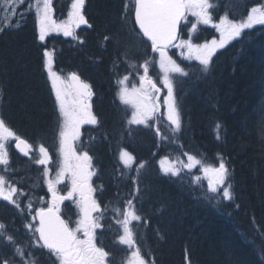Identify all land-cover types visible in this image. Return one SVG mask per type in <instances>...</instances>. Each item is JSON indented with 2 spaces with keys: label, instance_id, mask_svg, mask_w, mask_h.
<instances>
[{
  "label": "trees",
  "instance_id": "16d2710c",
  "mask_svg": "<svg viewBox=\"0 0 264 264\" xmlns=\"http://www.w3.org/2000/svg\"><path fill=\"white\" fill-rule=\"evenodd\" d=\"M217 2L218 9L227 4L232 14L233 10L240 12V21L254 6H264V0ZM85 11L91 28L81 32L84 44L73 48L60 47L58 36L53 34L43 45L33 11L27 13L19 27L0 32V94L5 114L28 135L51 130V97L42 62L44 47L53 48L55 54H62L60 62L86 68L99 96L106 97V101L99 102L101 112L98 111L102 144L137 140L126 145L137 160L129 171L123 167L122 171L133 174L131 178L138 181L128 184L127 190L142 196L139 209L148 221L143 239L156 264H264V25L243 30L241 37L213 54L207 71L200 62L181 61L183 69L188 67V111L187 105L181 103L183 121L188 124L185 131L167 129L157 136L145 128L140 135L134 130L132 138L118 139L116 132L110 134L112 127L124 131L122 114L113 104L112 71L127 66L133 70L148 61L150 75H155L156 54L137 34L131 11L123 13V0H87ZM123 17L128 18L127 31L140 42L137 53L123 54L121 46L116 48L111 43L114 38L127 49L132 45L124 32L120 33L118 24ZM206 37L203 28L192 41L199 43ZM92 68L100 70V78ZM187 129L191 137L188 143ZM101 151L96 159L102 162L99 166L104 164L101 171L105 173L109 166L113 167L115 154H111L112 160L106 150ZM186 151L203 153L204 167H218L221 160L225 162L231 169V200L210 193L204 187L203 172L181 168L176 177L168 176L155 165V155L178 158ZM141 164L144 167L137 171ZM195 177L199 180L194 182ZM115 178L116 174L107 177L113 195L120 185H126L119 183L121 177L117 178L120 181ZM181 183L185 186H179Z\"/></svg>",
  "mask_w": 264,
  "mask_h": 264
},
{
  "label": "snow or ice",
  "instance_id": "6c2138e0",
  "mask_svg": "<svg viewBox=\"0 0 264 264\" xmlns=\"http://www.w3.org/2000/svg\"><path fill=\"white\" fill-rule=\"evenodd\" d=\"M85 0H72L71 10L69 12V21L67 23L57 24L51 15V0H36V12L39 23V39L43 41L50 32H63L65 36L73 35L72 25L79 26L86 24L82 8ZM15 0H0V6L8 10V7L14 5ZM213 5L209 0H135V22L139 26L143 35L151 41L153 52L159 53V66L163 72V85L168 90V95L164 98V104L167 107V119L170 121L172 131L177 132L182 127L180 112L173 96V74L187 75L188 73L176 63L168 54L166 49L175 45L176 47L188 48L189 52L195 51L197 59L207 71L212 60L213 54L217 48H223L224 45L231 39L241 37L243 30L251 29L254 25H264V7L257 6L249 11L246 18L239 23L228 21L227 17H221L219 23L215 26L221 32L219 42L212 40L210 43L193 46L191 40H181L178 34V26L180 22L188 19V15L196 17L197 23L192 24L190 31H196L198 24L212 23L213 17L209 9ZM31 11V8H29ZM23 15V14H21ZM10 21H9V25ZM19 27V22L15 25ZM3 31V29H0ZM105 39H108L105 37ZM179 40L180 43L175 42ZM45 56L50 57L51 54L45 50ZM149 62L146 61L142 67L144 75L140 76V87H133L129 90L125 85L128 77H124L118 83L122 85L118 92L119 99L124 104H130L134 108L132 118L129 123L146 124L150 118L159 110V104L152 102V96L159 93L156 83L148 76ZM49 76L52 82V88L57 101L60 130L59 141L61 156V165L57 173L56 179L49 177V169L45 167L44 177L46 178L48 191L52 194L51 200L48 202L47 208L41 207L36 209V217L39 218V226L32 230V225L26 227L33 231L32 247H40L47 249L50 256H54L57 264H106V258L109 253L103 247H98L96 240V230L101 227L97 222L94 213H101L100 204L93 198L94 189L89 183L93 172L89 170L91 165V157L87 151L78 152L75 147V142L80 138V126L82 124H97V118L91 111V105L88 101L91 99V86L81 80L80 76L73 72L69 74L68 81H65L59 75L49 71ZM71 89V91H69ZM151 89L152 91H149ZM72 95L71 102L68 96ZM220 125L217 124V128ZM261 130L264 133V119L261 120ZM157 135H160V129L157 128ZM166 138V137H165ZM219 138V137H218ZM14 139L16 148L28 154V149L31 147L28 142L7 126L6 121L0 118V165L4 168L0 171V198L14 204L19 208L14 198V194L22 195L23 193L17 189L14 184L7 181L6 175L9 165L8 142ZM23 145V147H21ZM41 158L35 163L39 165H49L50 156L48 150L41 145L39 149ZM187 156V163L179 162L184 169H193L202 164V161L196 156L184 153ZM167 160V157L164 158ZM121 160L125 167H130L133 157L125 150H121ZM177 161H172L168 166L162 165V170L165 174L171 173L172 176H177L181 172V168L177 166ZM144 167L139 165L137 171ZM202 171L209 178V192L219 195L218 189L221 185H227L222 189V198L231 200L232 185L228 183L229 170L223 160L220 161L218 167L206 166ZM65 178L70 180L71 187L65 195L59 194L57 185ZM199 180V177L194 178V182ZM138 183V181H134ZM8 185L7 187L5 185ZM139 191V188L136 189ZM80 209L79 219L76 221V226L71 227L70 221H65L60 215L61 202L69 199H77ZM43 199V198H41ZM27 207L32 209V202L29 201ZM114 212L117 215L121 214V209L116 208ZM123 220L117 221L121 224L123 235L119 237L121 244L129 246L135 245V233L131 226L132 221H139L142 218L136 214L133 200H128L123 209ZM34 217V219L36 218ZM6 226L0 223V230ZM38 233V237L36 234ZM80 233L83 234L81 238ZM3 233L0 232V236ZM9 243L15 245V254L11 259L20 258L22 264H29L26 256L30 257L31 253H26L25 248L17 244L12 236L5 237ZM11 259H3L0 264H11ZM34 264V262H33ZM128 264H147L144 257L141 255L140 249L132 253V258Z\"/></svg>",
  "mask_w": 264,
  "mask_h": 264
},
{
  "label": "rangeland",
  "instance_id": "374dc122",
  "mask_svg": "<svg viewBox=\"0 0 264 264\" xmlns=\"http://www.w3.org/2000/svg\"><path fill=\"white\" fill-rule=\"evenodd\" d=\"M210 1L211 0H209V3H210ZM35 5H36V0H15L14 5H12L11 7H8V10L7 11H5V8L3 6H0V29H3V28L5 29L9 25V21H10L11 26L16 25L17 24V21L19 20V18L22 17L21 14L24 15L27 12V10H29V8L32 9V8L35 7ZM22 7L24 9H21ZM69 12H70V10H69ZM209 12L211 13V8L209 9ZM211 15H212V13H211ZM195 21L197 23L196 17H195ZM127 22H128V19L125 18V17H123L118 25H119V27L121 29L120 33L123 31L124 34H125V36L128 39V42L132 43L131 47H129L127 49L126 47L122 46L123 44L119 43L114 38L111 39V43L116 48H117V46H121V48L120 47H118V48H120V50L124 52L123 54H134V53H137V52L140 51V47H139L140 46L139 45L140 42L139 41L137 42V39L135 40L134 37L127 31V29H126V23ZM217 23H219V22H217ZM200 25L212 27L213 26V21H212V23H209V24H200ZM8 27H10V26H8ZM216 31L218 32L219 36H212L211 34H209L205 38L208 41H204L201 44H196V43H193V42H191V43L193 44V46H196V45H203L205 43H210L212 40H216L217 42H219L220 39H221V32H220V30L217 27H216ZM179 43H177V44H179ZM167 54H170V53H167ZM173 54H174V57L172 59L175 60L176 63L179 64L180 66L183 65L181 63V61H196V62H200L197 59L196 52L195 51L189 52V49L186 48V47L185 48H181V47H176L174 45V52H173ZM159 59H160V57H159V53H158L157 60L159 61ZM46 61L49 63V65L51 64L50 58L48 56H46ZM49 65H48V72L51 71ZM92 71H93V73L95 75H97L98 78H100V73H99L100 70L99 69L92 68ZM187 73H188V70H187ZM142 75H144V74H143V68H142L141 64L138 67H134L133 70H130V68L127 66V68L124 70V72L122 74H117V71L115 72V83L117 84V94H116V98H117V101H118L119 105L122 107L123 112L125 113V115L127 117V122L128 123H129L130 119L132 118V114H133L134 108L130 104H124V103H122L121 100L119 99L118 92H119L120 88L122 87V85H120L118 83V81H120L124 77H128V80L125 81V85H123V86H126L129 90H131L133 87H135V88H139L140 87V79L139 78ZM157 76H158V78L155 77V76H153V77L156 79V81L159 79V83L162 85V88L164 90V94H163V97H162L163 100L161 102V110H160V112H161V118H160V121H159V124H158V128L162 127V129L160 130V135H163L164 131L167 130V129H172V126H171L170 121H168V119H167L168 112H167V107L164 104V98L168 95V90L163 85V82H162L163 81V72H162V70L160 68L158 70V75ZM180 76H181V74H173V76H172V79H173V96H174L175 101L177 103V106H178V109H179V112H180V116H181V120L183 121V115H182L183 114L182 113L183 112V108L181 107V103L183 102L185 107L187 105V111H188V103H187L188 102L187 101L188 100V95L185 94L186 91L188 90V84H184L182 86L183 91L180 90V93L177 95L176 92H175V90H176V87H177L176 84L179 83ZM149 91H152V90L149 89ZM100 99H101L102 102H103V100L106 101V97L105 96H102ZM153 100H154V96H152V102H153ZM115 110H116V112H119L117 109H115ZM153 118H154V116L152 118H150L149 121L146 124H132V123H129V124L147 126L148 124L151 123V120H153ZM85 125L86 124H82L80 126V138L75 142V147H76V149H77L78 152H84L85 151L84 148H83V144L85 143V138H84V126ZM50 127L52 129L53 123L50 125ZM186 127H187V125H185L184 123H182L181 129H184V131H185L186 130ZM188 129H187V132H188L187 143H188V140L189 139L191 141V137H190V134H189V130ZM59 130H60V124H59ZM59 130H58V133H59ZM50 131L51 130L49 129V131L47 132V136L48 137L50 136ZM115 132L117 134V138L118 139L130 137V135H131L128 132L122 133V130L119 131L118 129H115V127H114V129L112 127V130H111L110 134H113ZM126 144H124L123 146H121L119 143L112 142L109 145L110 147L112 146V150H114V151L117 152L118 158H119V162H121L122 164H124V163L121 160V150L123 149L126 152H128L125 149V148H127L126 147ZM57 147H58V153H59L60 141H59V135L58 134H57ZM184 153H189V154H192V155L196 156L197 159H199V160L202 161V164L196 166L195 168H193L191 170L184 169L182 167V164L179 163L181 161L183 163H187L188 162L187 156H185ZM59 156H60V153H59ZM204 157H205V155L203 153H201L200 155H197V154L190 153V152L186 151V152H183V155L181 157L179 156L178 158H174V157L169 158V157H167V160L164 159L165 157L162 158L159 161V165H160V168L162 169V165L163 166H168V164L170 162L177 161L178 162L177 163V166L180 167V168H182V169H184V170H186V171H188V172H193V171L203 172L202 171V168L204 167V162H203ZM60 160H61V156H60ZM89 170L93 172L92 167H90ZM229 170H230V175H231V169L229 168ZM105 171H106V174L108 176H111L112 175V169H109V170L106 169ZM167 175L169 176V175H171V173H168ZM56 176H57V173H54V176L52 177V179L55 180L56 179ZM210 176H211V174L206 175L203 172V179L206 178L205 183H204V187L208 191H209V183L208 182H209ZM229 179H230V176H229ZM229 179H228V183L229 184H232ZM66 184H69L71 186L70 180H68L67 178H65V185ZM179 186H185V184L181 183ZM225 186H227V185H221L220 186V188L218 189L219 194H222V189ZM47 187L48 186H47L46 180L44 181V183H41V181H40L39 185H35V188L36 189H42V188L43 189H47ZM92 188L94 189L93 186H92ZM231 191L233 193L232 188H231ZM92 195H94V191H93ZM197 198L199 199V197H197ZM35 201L38 202L40 200L38 199V200H35ZM78 209H79V205H78ZM118 220L122 221L121 218L118 219ZM121 235H123L122 226H120V229L118 230V235H117V242L119 244L118 247H119V251L120 252L117 253V254H112V253L108 252L109 253V257L106 258V264H128L129 260L132 258V253L135 250L133 249L132 246H129L127 244H121L120 243L119 237ZM81 238H83V237H81ZM98 247H102V246H98ZM105 251H107V250L105 249ZM118 256H120V257H118Z\"/></svg>",
  "mask_w": 264,
  "mask_h": 264
},
{
  "label": "flooded vegetation",
  "instance_id": "af4514ba",
  "mask_svg": "<svg viewBox=\"0 0 264 264\" xmlns=\"http://www.w3.org/2000/svg\"><path fill=\"white\" fill-rule=\"evenodd\" d=\"M78 71H81L83 74L87 76L86 68H84V70L78 69ZM49 86L50 88H52L51 80H50ZM47 87H48V84H47ZM101 87L102 85L99 88L101 89ZM69 96L71 97L72 95H69ZM70 97H68L69 102H71V100L73 99ZM50 101H51V117H52L51 124L53 123V127L50 131L49 137L47 136V132L49 130L47 131L46 129H44L43 131L44 133L42 134H33V135L26 134L27 132L22 130V128L18 125V122L14 121L12 117L7 116L5 114L4 109L0 107V118L6 121L7 126L10 127L16 133V135L18 134V131L24 132L26 136H29L32 139V140L28 139L30 146H34V145L38 146L39 144V147H40L41 145H43L48 150V154L51 157L49 165L47 166L39 165L35 163L36 160L41 158V153L39 149H36V148L31 149L32 147H30L28 149V154L25 155L23 152L18 151L15 148L13 140L8 142V148H7L9 152L8 171L7 173H2V174L6 175V179H8L11 176L12 178L9 179V182L11 184L15 182V185H18L22 189H30L31 185L35 186V184L40 181L38 180L37 177H41L42 178L41 183H44V181L46 180V178L43 175L45 171V167H48L49 169L48 178L52 179V177L54 176V173H58L60 165H61V160H60V156L58 153V147H57V134H58L59 124H60L58 106H57L56 98L50 99ZM99 102H101V99L99 100ZM38 140H41V143H38ZM3 168L4 166L0 165V171H2ZM14 176H15V179H13ZM65 190L66 189H65V179H64L59 185H57V191L59 192V194L64 195ZM40 192H41L40 197L43 198L42 199L43 204L41 206L44 208H47L48 202L52 198V194L48 191V187L47 189L42 188ZM19 197L22 200H18L16 198V195H14V198L16 199V201L17 200L19 201L17 203H19L22 208H25L27 201H28L27 200L28 196L24 195V197L22 198V195H19ZM71 200H74V199H71ZM77 200H78V197L75 201L70 202L69 200H65L61 202L60 204L61 214L66 218L67 221H70V223H72V220H76L77 213H79ZM96 201L97 202L102 201V199L98 196ZM33 208L34 206L32 205V209ZM27 209H28L29 214L27 213V211L24 213L25 217H27L26 220L29 221V223L32 225V228H35V226H38V217H36V213H34V211L32 214H30V210L28 207ZM34 217L36 218L34 219ZM18 219L19 221H17L16 223L10 224V228L12 229L17 228V227L19 228L21 226V223L23 224L22 218L18 217Z\"/></svg>",
  "mask_w": 264,
  "mask_h": 264
},
{
  "label": "water",
  "instance_id": "95a60500",
  "mask_svg": "<svg viewBox=\"0 0 264 264\" xmlns=\"http://www.w3.org/2000/svg\"><path fill=\"white\" fill-rule=\"evenodd\" d=\"M133 18H134V23H135V26H136V28H137V30L142 34V36L144 37V38H146L147 40H149L147 37H145L144 35H143V33H142V31L140 30V28H139V26L136 24V22H135V8H134V13H133ZM178 29H179V26H178ZM150 41V40H149ZM151 42V41H150ZM158 88V87H157ZM160 90V89H159Z\"/></svg>",
  "mask_w": 264,
  "mask_h": 264
},
{
  "label": "bare ground",
  "instance_id": "6f19581e",
  "mask_svg": "<svg viewBox=\"0 0 264 264\" xmlns=\"http://www.w3.org/2000/svg\"><path fill=\"white\" fill-rule=\"evenodd\" d=\"M87 20L89 21L88 17H87ZM7 38H8V37H7ZM32 47H33V46H32ZM31 52H32V51H31ZM262 109H263V108H262ZM185 125H188L187 122H186ZM120 129H121V128H120ZM120 129H119V130H120ZM183 131H184V129H183ZM185 136H186V135H185ZM131 142L136 143L137 140H134V141L131 140ZM192 205H193V204H192ZM7 216H8V221L10 222V221L12 220V216H11V214H9V213L7 214ZM245 241H246V240H245ZM259 256H260V255H259Z\"/></svg>",
  "mask_w": 264,
  "mask_h": 264
}]
</instances>
